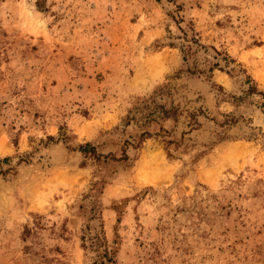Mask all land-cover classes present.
I'll use <instances>...</instances> for the list:
<instances>
[{
    "label": "rangeland",
    "instance_id": "rangeland-1",
    "mask_svg": "<svg viewBox=\"0 0 264 264\" xmlns=\"http://www.w3.org/2000/svg\"><path fill=\"white\" fill-rule=\"evenodd\" d=\"M0 264H264V0H0Z\"/></svg>",
    "mask_w": 264,
    "mask_h": 264
},
{
    "label": "bare ground",
    "instance_id": "bare-ground-1",
    "mask_svg": "<svg viewBox=\"0 0 264 264\" xmlns=\"http://www.w3.org/2000/svg\"><path fill=\"white\" fill-rule=\"evenodd\" d=\"M160 153H154V151H145L141 159V165L139 172L141 175L153 174L154 171L161 168L164 163V159ZM166 165V164H165ZM143 177V176H142ZM146 178V177H145ZM148 178V177H147ZM147 180V179H146Z\"/></svg>",
    "mask_w": 264,
    "mask_h": 264
},
{
    "label": "trees",
    "instance_id": "trees-1",
    "mask_svg": "<svg viewBox=\"0 0 264 264\" xmlns=\"http://www.w3.org/2000/svg\"><path fill=\"white\" fill-rule=\"evenodd\" d=\"M105 254L108 256L109 255V252H107V250H106Z\"/></svg>",
    "mask_w": 264,
    "mask_h": 264
}]
</instances>
